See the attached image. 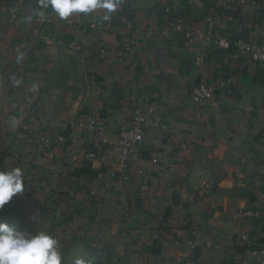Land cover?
Here are the masks:
<instances>
[{
	"label": "crops",
	"instance_id": "1",
	"mask_svg": "<svg viewBox=\"0 0 264 264\" xmlns=\"http://www.w3.org/2000/svg\"><path fill=\"white\" fill-rule=\"evenodd\" d=\"M13 1L43 9L54 23L35 32L29 55L38 70L19 83L29 23L20 15L9 24V5L0 0V171L20 168L29 190L0 209L9 227L44 231L58 252L105 264L264 263V70L233 47L208 48L197 37L234 40L239 25L247 38L260 35L259 0H119L108 20L104 9L61 19L39 0ZM165 6L194 44L186 46L183 35L141 36L131 53L116 57L120 16L155 31L166 25ZM231 8L236 18L228 22ZM200 82L213 87L204 106L192 100ZM13 85L20 103L7 121ZM146 105L162 126L146 132L127 165L129 178H113L114 144L133 109ZM33 112L38 135L65 138L51 159L21 132ZM88 115L105 122L108 142L69 126ZM45 119L53 126L42 125ZM245 211L255 216L237 218Z\"/></svg>",
	"mask_w": 264,
	"mask_h": 264
},
{
	"label": "built area",
	"instance_id": "2",
	"mask_svg": "<svg viewBox=\"0 0 264 264\" xmlns=\"http://www.w3.org/2000/svg\"><path fill=\"white\" fill-rule=\"evenodd\" d=\"M244 0H241L243 3ZM223 6L226 5L224 0L220 1ZM258 6L264 9V0L258 1ZM43 12V17L39 16V12ZM166 25L164 28L159 30H141L137 27L131 19L126 16H120L119 27H118V44L116 49V57L124 58L127 54L131 53L137 44L138 39L141 36L147 38H158V39H175L178 35H183L185 37V45L191 46L194 44V36L184 27V25L179 21V19L172 13L169 6L163 8ZM225 14V18L228 22L235 21L236 15L229 13ZM7 18L8 23L13 24L17 21L20 15H25L29 23V30L27 34V48L24 54L21 56V61L16 68V78L19 83L28 80L33 73L37 72L38 66L35 61L30 57L32 53V48L35 43L34 34L42 28L49 27L54 23V18L51 14L45 12L41 8L37 7H25L24 5L18 7L17 5H9L7 7ZM71 24V20L69 21ZM89 28L96 29L98 26L95 23H90ZM237 38L232 40L225 35H216L214 40L207 37H200L208 48L214 46L219 49H229L231 47L235 48L236 51L242 56L245 63L259 65L264 70V31L260 35L247 38L243 35L242 26L237 27ZM213 92V87L205 82L198 83L194 93L192 94L193 102L198 106H204L207 103L208 98ZM10 93L13 95L14 100L10 105V113L7 116V121H12L14 119V112L19 108L20 101V90L13 85L10 87ZM37 122V114L35 112L30 113L28 119L25 123L21 125V132L25 135V141L28 145H40L45 147L49 153H46L48 158H53V154L50 153L56 145L65 142V138L60 135H55L53 137L40 136L36 133L33 128V124ZM42 125L53 126L52 121L42 120ZM70 127H78L82 130L90 133L94 138L100 139L103 143L108 142L102 136L105 122L94 116H85L72 121L69 125ZM162 126V117L156 112L154 107L151 105H146L144 107H135L131 113L130 125L123 128L119 133V138L114 144V148L117 151V155L111 160L112 173L111 177H116V175H122L124 179L129 178L126 173L127 165L131 160L133 153L140 146L144 140L146 132L151 128H158ZM89 158L95 159V155L89 154ZM141 174V171H138ZM25 193H29L28 189H24ZM94 195V193H91ZM19 196H14L12 200L5 206L13 205L18 201ZM4 206V207H5ZM255 214L250 211L239 212L237 218H252ZM185 224V223H183ZM250 239L248 236L243 235L241 242L249 243ZM189 246L192 248L193 243L188 242ZM264 264V263H260Z\"/></svg>",
	"mask_w": 264,
	"mask_h": 264
},
{
	"label": "clouds",
	"instance_id": "3",
	"mask_svg": "<svg viewBox=\"0 0 264 264\" xmlns=\"http://www.w3.org/2000/svg\"><path fill=\"white\" fill-rule=\"evenodd\" d=\"M40 7L51 8L59 18L73 13L88 14L97 9L106 10L105 20L119 7V0H39ZM43 17L44 13H38ZM24 191L23 172L20 168L0 171V209L14 196ZM58 241L44 231L35 234L16 231L0 222V264H61ZM76 264H83L77 260Z\"/></svg>",
	"mask_w": 264,
	"mask_h": 264
},
{
	"label": "rangeland",
	"instance_id": "4",
	"mask_svg": "<svg viewBox=\"0 0 264 264\" xmlns=\"http://www.w3.org/2000/svg\"><path fill=\"white\" fill-rule=\"evenodd\" d=\"M0 222L6 223L9 225V222L3 218L0 217ZM61 257L63 258L61 260V264H76L77 260H82L83 264H105L104 261L100 260L99 258H94V260H89L90 258L87 257H80V254L77 251H72L70 249L66 250L65 252H59ZM86 256H92V255H86Z\"/></svg>",
	"mask_w": 264,
	"mask_h": 264
},
{
	"label": "trees",
	"instance_id": "5",
	"mask_svg": "<svg viewBox=\"0 0 264 264\" xmlns=\"http://www.w3.org/2000/svg\"><path fill=\"white\" fill-rule=\"evenodd\" d=\"M6 2L8 3V5H22L23 1H13V0H6ZM21 3V4H20ZM23 6V5H22ZM229 13H232V14H236L234 13L233 9L231 8L230 10H228Z\"/></svg>",
	"mask_w": 264,
	"mask_h": 264
}]
</instances>
